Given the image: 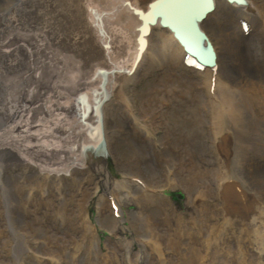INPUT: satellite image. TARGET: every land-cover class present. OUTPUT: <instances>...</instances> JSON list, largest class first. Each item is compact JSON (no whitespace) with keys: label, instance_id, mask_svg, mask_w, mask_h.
Masks as SVG:
<instances>
[{"label":"bare ground","instance_id":"6f19581e","mask_svg":"<svg viewBox=\"0 0 264 264\" xmlns=\"http://www.w3.org/2000/svg\"><path fill=\"white\" fill-rule=\"evenodd\" d=\"M214 1V9L200 25L208 24L211 27L210 23L215 22L225 32V50L222 54L226 58L232 55L234 62L231 64L219 59L220 52L215 46L216 64L200 68L197 63L187 59V53L172 31L161 26L159 20L153 24L148 39L151 41L152 35L156 34L157 44L168 41L169 62L192 69L206 80L208 98L202 96L201 106L203 110L206 107V126L211 119L207 132L212 139L215 138V150L232 153L223 182L228 190H225L224 198L230 202L229 205H223V213L238 222L244 231L253 233L259 251L262 252L264 236L253 230V223L264 216L256 206L261 187L254 180H264V161H257L260 156L256 149L257 145H261L264 150V142L261 140L264 117L263 120L259 118L264 113V81L259 75L264 63L254 60L246 50L244 35L246 29L249 32L259 29L257 33L264 34V0H260L261 5L255 0ZM139 9L148 8H143L138 0H0V174L4 173L3 177L0 175V216L11 221L13 230V241L12 237L6 236L2 245L16 255L23 254L26 247V256L31 260L29 264H63V259L68 264H85L84 257L88 253L107 258L111 264L121 263L118 258H109L110 252L116 256V247H110L105 252L107 255L101 252L95 229L86 221L77 223L80 228L77 230H81L83 236L78 238L73 235L72 240L77 238L72 242L76 246L73 245L74 251L61 249L55 244L46 248L51 253L42 254L51 262L44 257L39 258L38 262L33 261L29 256L38 257L40 246L46 247L47 239L43 238L46 223L42 222L43 216L34 214L30 221H26L27 225L34 228L35 236L41 238L42 242H38L37 238H30V234L21 230L25 225L26 214L30 212V202L33 200L31 193L18 182L19 192L25 188V193L22 192L23 199L13 202L4 197L1 189H6L4 186L12 177L6 172L10 163L22 165L26 169L27 179L43 180L48 185L55 182L60 201L39 202H44L47 208L58 204L55 215L56 218L62 216L64 223L69 221L71 211L66 200L68 191L66 194L62 192L59 176L66 179L65 176L70 174L71 178H76L79 173L89 171L108 182L113 180L105 168L104 159L112 146L108 132L110 123L116 127L121 119L118 109L114 108H121L123 116L127 114L133 117L127 83L132 79H140L151 65V57L147 55L149 46L142 59L135 64L138 26L142 23L136 13ZM157 27L160 28L155 31ZM167 69L169 77L164 78L162 84L173 83L174 80H169L170 76L186 77ZM190 78V82L195 81ZM175 81L177 84L178 80ZM249 82L252 83V89L248 87ZM182 86H175L178 89H173L170 94L179 103H190L191 99L186 96L190 92L187 93L184 88L179 89ZM234 88L236 93L232 91ZM213 103H217L215 109ZM155 108L151 105L150 109ZM189 108L196 112L194 107ZM178 110L172 105L168 112L170 117L167 115L165 138L168 141L173 138L170 137L171 133L176 131L172 115ZM136 111L138 113V109ZM140 111L145 115L148 109ZM131 119L133 123L127 124L128 128L125 126L127 134L147 137L150 128L146 129L137 119V123L134 118ZM98 136L102 138L101 146L98 145ZM252 152L248 159L247 153ZM248 160L255 162L253 168ZM207 172L211 177L214 175L216 182L217 170L212 168ZM29 189L33 190L34 187ZM204 192L210 195V186ZM45 194L49 196L48 189L42 196ZM188 197L191 198L190 192ZM36 199L41 200V197ZM137 199L144 201L145 197L140 192L137 193ZM97 202L100 206L105 204L101 198H97ZM77 207L82 212L85 203L78 201ZM196 214L202 224V235H210L218 229L209 223V217L213 215L211 207L203 206ZM163 217L167 219L165 214ZM151 225L143 219L144 228L138 232L139 236L155 242V247L151 248L160 250L162 238L156 228L151 229ZM171 226L167 248L185 258L189 264H232L230 250L222 247L213 251L210 263L204 262L201 249L190 244L189 237L194 232L180 222ZM133 241L123 238L119 246L124 247L125 262L136 264L137 255L131 250ZM82 247L87 250L80 252L79 248ZM131 256L135 261L131 260ZM145 264H168V261L162 259L154 262L148 253Z\"/></svg>","mask_w":264,"mask_h":264},{"label":"rangeland","instance_id":"374dc122","mask_svg":"<svg viewBox=\"0 0 264 264\" xmlns=\"http://www.w3.org/2000/svg\"><path fill=\"white\" fill-rule=\"evenodd\" d=\"M138 1L143 8L147 9L149 2L152 0ZM255 1L260 5L262 4L260 0ZM210 24L211 27L204 24L202 28L206 31L214 46L219 49V59H222L223 63L231 64L234 62V59L231 58L232 55L226 58L222 54V51L225 50V46L223 48L225 32L215 22ZM159 28L157 27L155 31H158ZM258 30L248 32L244 36V44L254 60H260L264 63V34H258ZM252 34L256 35L249 38ZM156 40V34H153L147 51V55L151 57L150 68L145 70L140 79H132L127 83L126 88L130 96L129 102L133 108V117H129L127 114L123 116L120 112V110L122 111L121 108H114L118 109L117 112L121 115V119L116 124V127H120V129H116L114 124L110 123L108 132L112 146L107 150L104 159L105 168L113 180L108 182L107 179L98 178V175L89 171L79 173L76 178H71L70 174L65 176L66 179L58 177L62 192L66 194L68 191L66 200L71 211L69 221L63 223L62 216L56 218L58 204L50 206V208H47L44 204V202L50 200L60 201L57 198L59 190L55 189V182L48 185L43 180L39 182L34 179H27L25 177L26 169L22 165L8 164L6 172L11 174L12 177L4 186L6 187V194L5 190L1 189L5 195L4 197L13 202L21 200L26 188L33 198L30 202V212L26 214L25 225L21 230L23 229L24 232L30 234V238H37L34 228L27 225L26 221H30L31 217L37 214L42 215L43 221H41L43 224L46 223V232L43 236L47 239L46 247L40 246V252H37L38 257L29 256L33 261L38 262L39 258L44 257L46 261L51 262L42 254L51 253L46 248H50L52 245H59L61 249L68 248L74 251L75 244L72 242H75L77 238L75 237V240H72V237L74 234L78 238L83 236L81 230L77 229L79 223L86 221L95 229L99 239L98 247H100L103 254H106L105 252H108L110 247L117 248L116 256L110 252L109 258H118L120 264H134L125 262L124 247L119 246L123 238L131 241L137 239L136 242L133 241L131 249L132 253L137 255L136 264H145V257L148 253L154 262L164 259L168 261V264H189L187 260L185 261V258H181L179 254L174 251L171 252L167 248L171 225L175 226L177 222H180L181 225L194 232L189 237V241L191 245L201 249L204 262L210 263L213 251L222 247L224 250L225 248L230 250L229 257L232 264H264V251H259L255 235L244 231L238 222L230 217L228 218V215L223 213V205H229L230 202L224 198L227 189L223 182L231 163L232 153L215 150V138L212 139L207 132L210 128L211 119L206 126V107L203 110L201 103L203 102L202 96L208 98V84L199 73L170 63L169 42L162 41V43L157 44ZM167 68L186 77L170 76L169 80L171 82L174 80V82L162 84V80L169 77L170 72ZM259 75L264 81V64L259 71ZM190 77L195 81L190 82ZM175 79L178 80V85ZM180 84L183 86L179 89L184 88L187 93L190 92L186 95L191 99L190 103H179L177 98L170 94L173 89H176L175 86L179 87ZM248 84V87L252 89V83L249 82ZM156 85L158 86L156 87ZM232 91L236 93L237 90L234 88ZM152 100H154L153 103ZM166 103L169 105H166ZM213 104L215 109L217 103ZM151 105L156 106V108L150 109ZM172 105L179 110L173 112L172 116L176 122V131L171 133L170 137L173 136V138L168 141L165 138L168 127L167 115L169 118L170 114L168 112L171 110ZM189 107H194L196 112ZM262 107L264 109V104ZM146 108L148 112L143 115L140 110ZM136 109H138L139 114ZM263 117L264 113L259 115L262 120ZM131 118H134L136 123L137 119L146 129L150 128L147 137L141 133H139L141 137L136 134H127L125 126L128 128L127 124L133 123ZM261 134V140L264 142V128ZM256 149L260 156L257 161L262 163L264 161L263 147L257 145ZM252 154L253 152L247 153L248 159ZM247 162L252 168L255 166L254 161L248 160ZM212 168L217 170L218 179L216 182L214 175L211 177L207 172ZM3 175L4 173L1 177ZM125 176L131 177V181L125 180ZM17 177L18 180H15ZM51 179L54 180V178ZM137 179L141 180L144 186ZM211 180L213 182L212 187ZM254 180L261 187L259 189L261 195L256 199L257 202L255 201L256 206L264 214V180L260 178H254ZM18 182L22 186L25 185V188L20 192ZM31 186L34 187L33 190L29 189ZM67 186H69V189ZM209 186L211 194L207 195L208 193L204 192V189ZM46 189L49 190V196L47 194L42 196ZM137 189L140 190L146 200L137 199V193H140ZM189 192L191 198L188 197ZM133 193L136 196L133 197ZM172 193L174 197H171L170 194ZM39 197H41V200L36 199ZM97 198L105 201L104 206L98 204ZM35 200L44 202H39V204ZM78 201L85 203V209L82 212H79L77 207ZM114 204L117 206V210L113 206ZM203 206L211 207L213 215L209 217V223L218 228L214 233L206 236L201 234L202 224L196 218V211ZM140 212L142 214L139 217ZM164 214L167 216L166 220L163 217ZM135 218H138L137 222ZM142 218L148 220L152 224L151 229L155 230L156 228L161 236L160 250L151 248L155 247V242H149L150 240L147 241L143 236H139L138 232L144 228ZM10 224V220H7L5 216H0V264L7 262L29 264L31 260L26 256V247L22 252L23 254L16 255L2 245L6 240V236L12 237L13 241V230ZM253 230L261 232L264 236V216L254 221ZM36 240L42 242L40 237ZM144 242L145 245H142ZM262 247L264 249V244ZM79 249L80 252L87 250L85 247ZM95 256L97 255L88 253L84 257L85 264H111V261L108 262L107 258H102L100 255L97 258ZM82 258L83 256L79 257L78 260L80 261ZM131 260L135 261V258L131 256ZM62 261L63 264H68L66 260L63 259Z\"/></svg>","mask_w":264,"mask_h":264},{"label":"water","instance_id":"95a60500","mask_svg":"<svg viewBox=\"0 0 264 264\" xmlns=\"http://www.w3.org/2000/svg\"><path fill=\"white\" fill-rule=\"evenodd\" d=\"M214 3V0H152L147 10L136 11L142 23L138 26L139 34L136 38L138 51L135 64L146 49L153 24L159 20L161 26L172 31L191 56L203 65H214L217 57L214 45L200 25V22L214 9ZM98 138V145L101 146L102 138L101 136Z\"/></svg>","mask_w":264,"mask_h":264}]
</instances>
